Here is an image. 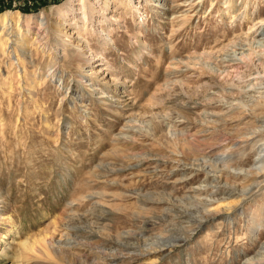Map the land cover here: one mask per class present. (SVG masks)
Here are the masks:
<instances>
[{
    "label": "rangeland",
    "instance_id": "rangeland-1",
    "mask_svg": "<svg viewBox=\"0 0 264 264\" xmlns=\"http://www.w3.org/2000/svg\"><path fill=\"white\" fill-rule=\"evenodd\" d=\"M262 100L264 0H0V264H245Z\"/></svg>",
    "mask_w": 264,
    "mask_h": 264
},
{
    "label": "bare ground",
    "instance_id": "bare-ground-1",
    "mask_svg": "<svg viewBox=\"0 0 264 264\" xmlns=\"http://www.w3.org/2000/svg\"><path fill=\"white\" fill-rule=\"evenodd\" d=\"M10 13H5L2 15V19H3V24H5L3 27V30L6 29L7 25H9V19H10ZM40 17L42 15H39ZM38 16V17H39ZM29 19H34V17H30L29 16ZM17 30H13V32L16 33ZM31 29L28 28L27 30V33L24 34V33H19L17 32L16 35H21V38H17V42L16 45H20V46H25V42H24V39L29 35ZM12 32V33H13ZM37 37L35 38V43L38 42V43H41L46 39L45 36H43L40 32L37 33L36 35ZM14 43V41L12 42ZM43 45H47V43H43ZM53 56V59L55 60L56 59V56H55V53L53 52L51 54ZM247 107L249 108L247 111L248 113L254 117V121H253V124H255V127L253 128V130L251 131V134H250V137L249 138H252L253 140H257L254 144V146L256 147V149L258 150L257 153H258V158L254 160V164L252 165V170H256L257 171V174H259L261 176V173L264 172V100H262L261 102L260 101H255L252 103V105L249 107V105H247ZM138 130H140L139 132H143V128H139L138 127ZM123 135V134H122ZM131 138H135L133 136H131ZM172 140L174 142V144L176 145L177 148L179 149H182V147L184 148L185 146V143L187 142L186 138L185 139H182L181 136L178 134V133H172ZM192 143H195V140H193ZM195 145V146H194ZM193 146L196 147V143L194 144ZM253 146V147H254ZM135 159H139V160H143L147 157H145V155H140V156H135L134 157ZM220 159V163L223 164L224 166H230V158L229 156H226L225 154L222 155V157H219ZM174 161L172 162H176V163H179L178 167H174V168H180L181 167V161L182 160H179V159H173ZM196 162H199L197 161L198 159H194ZM218 163V162H217ZM205 165V164H204ZM202 163L200 164V162L197 164V167L198 168H201V169H205L206 170V165L204 166ZM186 170V168L184 169ZM251 170V171H252ZM188 171L189 174H197L198 171L197 170H186ZM211 173V172H209ZM199 174V173H198ZM257 175V176H259ZM219 178L221 179V176H215V180H219ZM226 185H229L226 183ZM234 186H236L235 184H232V186L230 188H233ZM257 185L254 183L253 185H250L249 188L247 189H243L241 191L242 193V196L243 198H245L249 192L251 190H254L255 187ZM1 198V197H0ZM1 203V202H0ZM195 210H199L200 208H197V205L196 207L194 206L193 207ZM219 213V209L215 210V212H212V211H209V214L210 215H217ZM189 216H191L189 214ZM165 247H168V244H165L164 245ZM118 255H114L111 259H114V260H117L118 258ZM245 264H264V252H260L259 255H256L252 258H248L245 262Z\"/></svg>",
    "mask_w": 264,
    "mask_h": 264
},
{
    "label": "trees",
    "instance_id": "trees-1",
    "mask_svg": "<svg viewBox=\"0 0 264 264\" xmlns=\"http://www.w3.org/2000/svg\"><path fill=\"white\" fill-rule=\"evenodd\" d=\"M24 11L28 12V10L24 9Z\"/></svg>",
    "mask_w": 264,
    "mask_h": 264
}]
</instances>
